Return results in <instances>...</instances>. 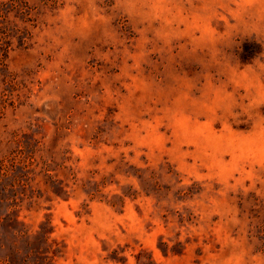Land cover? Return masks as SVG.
Returning a JSON list of instances; mask_svg holds the SVG:
<instances>
[{"label":"rangeland","instance_id":"rangeland-1","mask_svg":"<svg viewBox=\"0 0 264 264\" xmlns=\"http://www.w3.org/2000/svg\"><path fill=\"white\" fill-rule=\"evenodd\" d=\"M0 264H264V0H0Z\"/></svg>","mask_w":264,"mask_h":264}]
</instances>
